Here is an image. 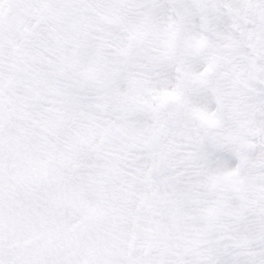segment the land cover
<instances>
[{
	"label": "snow or ice",
	"instance_id": "obj_1",
	"mask_svg": "<svg viewBox=\"0 0 264 264\" xmlns=\"http://www.w3.org/2000/svg\"><path fill=\"white\" fill-rule=\"evenodd\" d=\"M0 264H264V0H0Z\"/></svg>",
	"mask_w": 264,
	"mask_h": 264
}]
</instances>
